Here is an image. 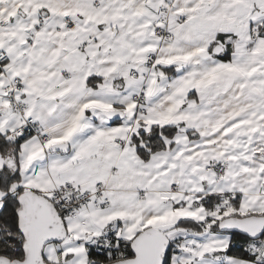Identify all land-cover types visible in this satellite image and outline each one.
I'll use <instances>...</instances> for the list:
<instances>
[{
  "label": "snow or ice",
  "instance_id": "obj_1",
  "mask_svg": "<svg viewBox=\"0 0 264 264\" xmlns=\"http://www.w3.org/2000/svg\"><path fill=\"white\" fill-rule=\"evenodd\" d=\"M0 264H264V0H0Z\"/></svg>",
  "mask_w": 264,
  "mask_h": 264
}]
</instances>
